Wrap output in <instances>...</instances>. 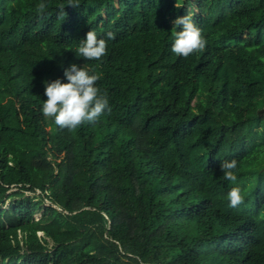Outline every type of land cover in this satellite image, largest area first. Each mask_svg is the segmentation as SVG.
Returning a JSON list of instances; mask_svg holds the SVG:
<instances>
[{"label": "trees", "instance_id": "trees-1", "mask_svg": "<svg viewBox=\"0 0 264 264\" xmlns=\"http://www.w3.org/2000/svg\"><path fill=\"white\" fill-rule=\"evenodd\" d=\"M40 2L0 0V264H264V0ZM183 16L207 40L187 58ZM90 30L116 35L101 61ZM73 64L112 112L69 131L41 109Z\"/></svg>", "mask_w": 264, "mask_h": 264}, {"label": "clouds", "instance_id": "clouds-1", "mask_svg": "<svg viewBox=\"0 0 264 264\" xmlns=\"http://www.w3.org/2000/svg\"><path fill=\"white\" fill-rule=\"evenodd\" d=\"M68 6L79 7V0H68ZM48 5L45 0L37 4L36 9L39 14H43ZM59 16L65 18V6H59ZM41 18H44L41 16ZM172 35L174 43L172 52L178 56L187 58L188 56L203 51L207 40L202 35L199 28L191 16L179 17L174 21ZM182 26V30L177 28ZM115 33L109 31L103 38H98L95 30H90L86 34V39L79 43L77 54L87 61H101L106 56L108 41L115 40ZM64 77L67 83L60 79L52 82H45L44 95L47 97L42 104V114L53 119L59 129L73 131L85 124H95L104 115H110L112 109L109 103L107 91H102L97 86V81L101 79L95 69L85 66L77 67L75 64L65 69ZM220 171L225 180L237 183L238 161H224L220 164ZM239 185L233 187L228 193L230 207H238L244 203V196Z\"/></svg>", "mask_w": 264, "mask_h": 264}, {"label": "rangeland", "instance_id": "rangeland-1", "mask_svg": "<svg viewBox=\"0 0 264 264\" xmlns=\"http://www.w3.org/2000/svg\"><path fill=\"white\" fill-rule=\"evenodd\" d=\"M6 207H8V206L6 205ZM39 217H40V215H37V216H36V219H39Z\"/></svg>", "mask_w": 264, "mask_h": 264}]
</instances>
